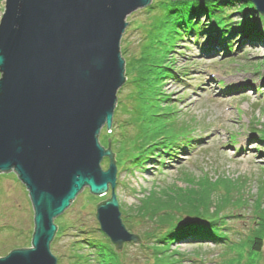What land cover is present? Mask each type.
<instances>
[{
    "label": "rangeland",
    "instance_id": "obj_1",
    "mask_svg": "<svg viewBox=\"0 0 264 264\" xmlns=\"http://www.w3.org/2000/svg\"><path fill=\"white\" fill-rule=\"evenodd\" d=\"M4 2L0 0V18ZM239 6L226 8L223 15L238 21ZM147 7L126 17L120 42L125 57L141 51L144 28L160 13L157 5ZM251 32L242 38L232 35L226 55L218 40L210 42L214 51L206 53L205 34L197 41L179 40L169 54L175 75L161 81L170 102L160 103L155 119L131 120L143 113L140 109L150 113L159 102L130 98L134 86L126 83L127 75L117 91L111 129L102 128L99 141L106 148L109 138L115 153L114 191L121 220L129 232L164 242L152 248L153 254L145 241L125 242L119 252L128 258L125 264H264V41L251 39ZM151 127L174 136L146 149L143 160H129L133 137ZM108 161L102 158L103 169ZM150 193L156 194L146 198ZM110 196V188L96 195L85 187L54 219L57 230L50 250L57 264H87L88 254L98 247L96 240L110 246L95 217L97 204ZM183 196L203 219L183 215ZM179 216L192 223L174 229L173 240H162ZM32 232L33 209L25 186L15 172L0 173V256L29 246ZM255 236L262 240L259 250L252 248Z\"/></svg>",
    "mask_w": 264,
    "mask_h": 264
},
{
    "label": "water",
    "instance_id": "obj_2",
    "mask_svg": "<svg viewBox=\"0 0 264 264\" xmlns=\"http://www.w3.org/2000/svg\"><path fill=\"white\" fill-rule=\"evenodd\" d=\"M203 1V0H201ZM264 15V0H249ZM151 0H5L0 18V173L15 172L33 209L30 245L0 264H57L50 243L61 215L88 187L117 252L139 236L121 220L116 164L99 141L126 80L120 42L131 12ZM109 142V138H108ZM109 146V143H108ZM108 157L106 169L102 158Z\"/></svg>",
    "mask_w": 264,
    "mask_h": 264
},
{
    "label": "trees",
    "instance_id": "obj_3",
    "mask_svg": "<svg viewBox=\"0 0 264 264\" xmlns=\"http://www.w3.org/2000/svg\"><path fill=\"white\" fill-rule=\"evenodd\" d=\"M235 3L240 5L235 8L237 13L241 15L238 21L230 19L228 15H223L226 8L231 7ZM154 5H157L160 13H158L157 17L152 19L149 26L144 28L145 32H143L142 39L138 42L141 51H138L136 55H127V57H125L124 55H126V52L121 48V53L125 57L126 83L134 86V91L130 93V98L142 103H146L149 99L159 102L157 103V107L151 109L150 113L147 110L140 109L143 113L137 114L135 119L130 117L132 121L134 120L136 122H138L137 119L139 118H141V120L144 118H157L159 116L157 109L160 103L163 100L170 102L169 98L161 91V81L166 77H174L175 75L174 70L171 68L174 62L171 61L172 59L169 54L179 40H183L184 37H194L197 41L200 40V37L202 38V34H205L208 38L207 42L203 45L205 52L209 53L214 51V47L210 46V42L218 40L219 49L221 48L224 55L231 49L232 35L241 36L242 38V34L246 35L247 31H252L250 33L252 35L250 36L251 39L255 37L256 40L264 41L263 15L259 14L249 0H158L156 3L154 2L152 5H149L146 10L152 9ZM200 17L204 19L207 18L209 20L208 23L206 24L203 21L204 19L199 20ZM243 95L245 94H241V96ZM164 106L167 107L168 105ZM151 121L152 120H150V122ZM156 128L157 127L141 128L137 131L132 139L133 147L131 146L132 150H130L131 155L129 156V160H143L142 155L145 153L144 151L146 149L154 147V144L160 139L164 141V139L174 136V133L169 132V134L164 135L163 129ZM104 129L106 130V128ZM112 153H114V151H112ZM135 160L133 162H136ZM151 194L152 193L147 195L146 198L151 196ZM186 196L182 198L184 200L182 206L183 215L189 216L192 220L203 219L201 215L196 214L193 212V209H190V204L185 203V201L187 202L188 200L184 199ZM143 201H141L140 206H138L140 210L144 207ZM212 213L214 215V212ZM181 219L182 217L179 216L177 219L178 222L168 230L169 234L167 232L163 235L161 238L162 240H173L170 238V234L174 229L186 227L192 223H188ZM160 227L161 226H156V228ZM99 231L107 241H110L100 228ZM136 235L139 236L140 243L146 242L145 248L150 251V254H153L152 248L162 246V243H164L162 241L158 242L150 236ZM179 236L188 237V234ZM210 237L212 238L211 235ZM217 239H221V236L218 235V237H216V240ZM214 240L215 239L212 241ZM94 244H98V247L96 246V249L93 248V252L88 254L87 264L126 263L128 258L123 256L122 253L117 252L111 242L108 248L100 245L99 240H96ZM261 247V237L255 236L252 240V248L259 250ZM144 262L147 264V260H144Z\"/></svg>",
    "mask_w": 264,
    "mask_h": 264
}]
</instances>
